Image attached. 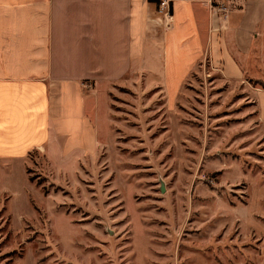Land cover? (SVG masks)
<instances>
[{"label": "rangeland", "instance_id": "374dc122", "mask_svg": "<svg viewBox=\"0 0 264 264\" xmlns=\"http://www.w3.org/2000/svg\"><path fill=\"white\" fill-rule=\"evenodd\" d=\"M176 73L87 86L96 152L0 173V264H264V80Z\"/></svg>", "mask_w": 264, "mask_h": 264}, {"label": "crops", "instance_id": "0c3cea01", "mask_svg": "<svg viewBox=\"0 0 264 264\" xmlns=\"http://www.w3.org/2000/svg\"><path fill=\"white\" fill-rule=\"evenodd\" d=\"M170 4L167 27L149 0H0V165L12 168L2 177L33 151L61 166L96 152L87 86L139 74L170 87L175 71L176 91L203 61L225 79L264 80L254 74L264 71V0Z\"/></svg>", "mask_w": 264, "mask_h": 264}, {"label": "built area", "instance_id": "2783aa9c", "mask_svg": "<svg viewBox=\"0 0 264 264\" xmlns=\"http://www.w3.org/2000/svg\"><path fill=\"white\" fill-rule=\"evenodd\" d=\"M220 12H222L223 14L226 13V8L224 7H220L218 8ZM158 10L159 12H161L163 14V16L165 17V20L167 23L166 26L168 27V22L170 20V13H171V4H170V0H159V5H158Z\"/></svg>", "mask_w": 264, "mask_h": 264}, {"label": "trees", "instance_id": "16d2710c", "mask_svg": "<svg viewBox=\"0 0 264 264\" xmlns=\"http://www.w3.org/2000/svg\"><path fill=\"white\" fill-rule=\"evenodd\" d=\"M150 2H154V3H156V6H157V8H158V5H159V0H149ZM262 86V89H264V86L263 85H261Z\"/></svg>", "mask_w": 264, "mask_h": 264}]
</instances>
